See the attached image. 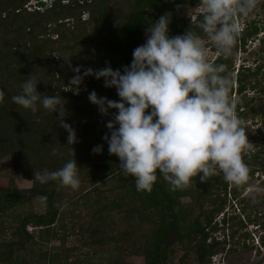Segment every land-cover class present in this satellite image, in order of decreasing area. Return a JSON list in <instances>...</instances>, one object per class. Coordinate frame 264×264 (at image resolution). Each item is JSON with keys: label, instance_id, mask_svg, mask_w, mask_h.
I'll use <instances>...</instances> for the list:
<instances>
[{"label": "trees", "instance_id": "16d2710c", "mask_svg": "<svg viewBox=\"0 0 264 264\" xmlns=\"http://www.w3.org/2000/svg\"><path fill=\"white\" fill-rule=\"evenodd\" d=\"M30 1L0 0V90L5 91L4 102L0 104V162H9L12 171L18 173L21 179L32 181L31 188L21 189L14 179L0 177L1 223L8 216L17 223L10 238L1 239L0 264L27 263V256L34 253L27 249V241L33 245L46 243L51 238L64 241L62 236L57 235L58 228L66 232L68 228H75V224L68 228L63 224L66 217L64 211H60L64 200L70 196L67 193L70 187L61 186L58 180L46 184L34 180V173H42L45 169L56 171L73 158L79 166L82 187L77 189V193L83 194V205L93 211L92 218H95L91 223L93 228H90L89 239L82 245L95 254H108L99 259V263L89 258L87 262L82 259L83 264H140L127 261L129 256L137 254L144 257L142 264H167L168 254L172 252L167 243L171 232L185 252L180 264H188L190 250L195 256L193 264H211L219 241L208 243L207 230L215 215L224 208L228 189L234 190L237 186L226 182L221 173L204 183L200 182L199 176L194 177L189 186L173 191L157 172L158 178L151 192L137 191L134 178L125 176L120 170L119 158L109 154L103 139L106 134L110 136L106 124L113 118L115 110L107 116L101 115L97 106L88 100L89 94L95 91L98 96L119 101L116 89L104 87V80H97L94 76L83 80L78 94L66 87L76 75L73 72L76 67L81 68L82 75L88 68L99 70L110 65L113 70L122 71L125 66H130L134 49L146 41V29L163 15L167 14L171 19L170 36L183 35L190 29L206 37L198 27L203 16L192 23L181 15L185 14L182 5L193 8L198 0L195 5L187 0ZM84 14H87L85 19ZM252 26L250 30H242V35L239 33L232 57L219 55L212 61L226 64L233 80L238 49L245 48L248 41L258 38L259 27ZM260 66L253 71L243 65L238 69L240 75L234 84L238 82L236 93L241 95L237 102L240 114L249 110L253 102V98L247 96L245 80L250 75L259 74ZM30 75L41 81L37 86L38 92L49 96L60 94L64 99V122L76 132L78 142L74 145L67 146L68 133L60 127L58 113L48 112L42 107L33 113L12 102V97L21 93V85ZM254 86H260L257 79L252 83ZM233 90L234 86L232 93ZM261 91L264 92L263 87ZM98 145L103 148L101 153L96 154L92 150ZM263 154L262 146L258 155ZM256 172L264 174V165L249 170L248 181L255 179ZM108 178H112L113 182L110 191L118 192L111 201L97 188L96 191L92 189V186L96 187ZM260 183L264 185V180ZM222 191L225 193H220ZM30 194L42 196L44 211H11L30 200L33 196ZM185 196L191 200L186 206L180 203ZM104 211H123L126 231L105 234L101 226L104 224ZM108 224L111 225V222ZM28 225L38 228L37 236L26 232ZM3 228L0 225V233ZM22 237L27 239L23 244L20 241ZM121 237L126 239V247L123 244L125 239ZM18 244L20 247H17ZM16 252L18 256H12ZM65 252L62 256L61 252L42 251L38 259H46L47 256L51 264H70L67 257L69 251L65 249Z\"/></svg>", "mask_w": 264, "mask_h": 264}, {"label": "clouds", "instance_id": "9594fccd", "mask_svg": "<svg viewBox=\"0 0 264 264\" xmlns=\"http://www.w3.org/2000/svg\"><path fill=\"white\" fill-rule=\"evenodd\" d=\"M259 2L200 0L204 15L198 27L207 39L190 29L183 35L170 36L171 19L166 14L146 29L145 43L134 49L130 66L122 71L108 65L99 70L88 68L81 75L80 67L73 69L76 75L66 87L77 94L88 76L103 79L104 87L116 89L119 101L98 96L95 91L88 100L101 115L115 110L106 124L110 136L106 134L103 139L109 154L119 158L120 170L134 178L137 191L151 192L157 172L173 191L189 186L194 177L199 176L204 183L221 173L233 185L248 182L249 168L242 153L250 143L245 121L237 112V100L231 95L234 80L226 64L209 59L207 45L210 41L218 55L232 57L241 32L239 18L247 17ZM29 77L12 102L33 113L41 107L58 113L60 127L68 133L67 146L77 143L75 130L64 122V99L60 94L38 92L41 81ZM4 98L5 91L0 90V104ZM261 124L264 126V122ZM261 126L256 131L264 135ZM102 148L98 145L92 151L99 154ZM259 174L263 173L256 172L255 178L264 180ZM34 180L40 184L58 180L72 190L81 184L75 158L56 171L34 173ZM29 226L26 229L31 233Z\"/></svg>", "mask_w": 264, "mask_h": 264}, {"label": "rangeland", "instance_id": "374dc122", "mask_svg": "<svg viewBox=\"0 0 264 264\" xmlns=\"http://www.w3.org/2000/svg\"><path fill=\"white\" fill-rule=\"evenodd\" d=\"M35 1L36 0H31L29 3H35ZM175 1L176 0H170V2ZM186 2H191L193 5L197 3L193 8L187 4L186 6H181L185 13L182 14L180 11L181 15H185V17L189 18L192 23L198 17L204 15L202 6L199 3L200 0L197 2L196 0H187ZM85 18H87V14H84L83 19ZM239 23L241 25V32L243 29H245L244 31L250 30L253 27L252 24L259 27L257 40H250L247 42L245 48L238 49L234 62L235 65L232 71L235 80L236 77L240 75L238 69L242 67V65L251 67V71L255 70L260 64L262 65L260 66L261 69L259 74L250 75V77L245 80L247 83V95L248 97L253 98L250 109H247V111L242 114H240V111L237 109L238 115L245 121L247 138L251 132V139H248L250 144L242 153L244 162L247 164L249 170H251L252 168H259L264 165V154L250 157V154L257 152L264 145V135L256 131L258 125H262L261 129L264 130V126L261 124V122H264V113L262 112V109H264V92L261 91V87L264 88V0H260L256 8L247 17L239 18ZM203 38L207 39L206 37ZM260 39H262V41ZM207 46L209 49V59L212 61L219 55L217 49L210 41ZM256 79L260 82V86H254L255 88H253L252 83ZM237 86L238 82L234 84L232 96L238 102L241 95L236 93ZM85 87L86 85L83 88ZM17 174L12 171L9 162L5 160L0 162V177L14 179L16 186L21 189H29L32 187L31 180L21 179ZM246 185L248 186L245 189L240 186H237L234 190L228 189L224 208L220 213L215 215L211 226L208 227L207 231L209 232V238L207 242L211 243V241L213 242L214 240L219 241L214 248L216 254L211 258V264H264V186L261 185L260 180L256 178L248 181ZM112 186V178H108L106 181L99 183L96 187L92 186V189H95L96 191L97 188L102 195L107 196L111 201L114 194L118 193L117 191H110ZM81 188L79 187L78 190H81ZM67 193H69L70 196L64 200L60 211H64L66 217L63 224L66 225L67 228L68 226L70 227L72 224H75V228H68V232L58 228L57 235L59 237L62 236L64 241L59 238H51L46 243L40 245H33L32 242L27 241L25 243L27 249L30 250V252H34L33 255L29 254V256H27V263L51 264L47 256L46 259H38L41 256L42 251L48 253L57 251L61 252L63 256L64 253L66 254L65 249H67L69 251L67 257H69L68 261L70 264H83L82 259H85L87 262L89 258L99 263V259L108 255L105 252L95 254L92 249L82 245L83 242H86L89 239L91 232L90 228H93V224L91 225V223H94L95 221V218H92L93 211H91L89 207L86 208V206L83 205V194L80 195L77 193V190H72L71 188L67 189ZM220 193L224 194L225 192L222 191ZM30 195H33L30 200L11 211H20L21 213H26L28 211H44L45 205L42 196H34L35 194ZM190 201V198L187 196L180 199L181 205L185 206L188 205ZM103 215L104 220H99L104 221V224L101 226L104 229L105 234L109 232L117 234L126 231V221L122 220L125 216L123 211H104ZM224 219L226 221H224ZM109 222H111V225L108 224ZM98 224L100 225L99 221ZM0 225L4 226L0 233L1 243V239L10 238L17 223H15L13 217L8 216L4 217V220H2ZM37 229L32 228L31 233L26 229V232L37 236L39 233V230ZM146 230L147 228L144 231ZM144 231L142 230V232ZM232 235L235 237L233 238ZM24 237L27 238L26 236ZM25 238L22 237L20 239L22 244L27 240ZM121 239L125 238L121 237ZM167 243L169 245V250H172V252H169L168 254L170 255V258H168L167 264H180V259L185 252L181 243L175 241L173 232H171ZM123 244L124 247H126V239ZM17 247H20V244H18ZM18 254L19 253L16 252L14 255L12 254V256H18ZM187 259L188 264H193L195 262V256L191 250L189 251ZM127 261L142 264L144 257L138 254L132 255L129 256ZM27 263L24 262V264Z\"/></svg>", "mask_w": 264, "mask_h": 264}, {"label": "built area", "instance_id": "2783aa9c", "mask_svg": "<svg viewBox=\"0 0 264 264\" xmlns=\"http://www.w3.org/2000/svg\"><path fill=\"white\" fill-rule=\"evenodd\" d=\"M258 176H261V178L264 179V174H259ZM28 229L31 231L32 230V227L29 226Z\"/></svg>", "mask_w": 264, "mask_h": 264}, {"label": "flooded vegetation", "instance_id": "af4514ba", "mask_svg": "<svg viewBox=\"0 0 264 264\" xmlns=\"http://www.w3.org/2000/svg\"><path fill=\"white\" fill-rule=\"evenodd\" d=\"M259 154V152H256V154L255 155H258Z\"/></svg>", "mask_w": 264, "mask_h": 264}]
</instances>
